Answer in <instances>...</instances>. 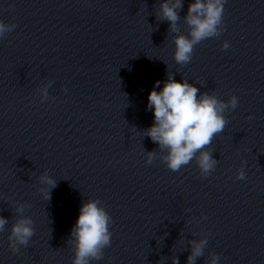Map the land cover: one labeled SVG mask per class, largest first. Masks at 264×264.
I'll return each instance as SVG.
<instances>
[{
  "label": "clouds",
  "instance_id": "1",
  "mask_svg": "<svg viewBox=\"0 0 264 264\" xmlns=\"http://www.w3.org/2000/svg\"><path fill=\"white\" fill-rule=\"evenodd\" d=\"M225 2L226 0H194L189 4L184 17L189 28L188 35L179 34L173 37L174 60L177 64L190 63L197 44L220 35ZM182 8V0H162L156 18L159 21H168L169 29L173 33H178L177 22L181 18L179 11ZM15 27V24L0 21V38L12 32ZM229 47L227 41L222 44L223 49ZM160 83L156 81L148 95L147 108L153 110L154 122L151 127L144 130L145 136L158 144L160 153H163L160 159L171 171H179L195 160L201 176L207 177L215 170L218 161L206 148L212 143L213 138L224 130L228 123L224 113L237 107L238 98L233 95L224 102L208 92L199 93V89L187 80L177 82L170 74L164 81L163 88L157 91ZM47 96L45 88L41 94L42 101L46 100ZM156 155V151L148 152L146 163L151 164ZM236 179H245L243 167L238 170ZM38 180L42 185L51 186L39 189L44 198L49 200L56 181L47 174L41 175ZM25 207L27 205H17L16 212L21 215L12 224L8 237L9 247L13 253L19 251L18 245L27 246L34 235L32 219L22 215ZM7 223L8 220L0 216V232L5 231ZM111 223V216L100 206L99 200L91 199L82 203L68 240L74 252L72 264H90V261H99L103 258V250L111 245ZM207 243V239L190 241L191 252L186 264H195L196 260L203 256ZM218 260L219 256L213 255L207 264H218ZM172 264H179L177 257L172 258Z\"/></svg>",
  "mask_w": 264,
  "mask_h": 264
}]
</instances>
